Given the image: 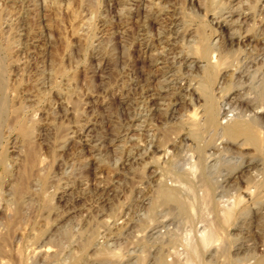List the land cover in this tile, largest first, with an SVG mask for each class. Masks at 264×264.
I'll return each mask as SVG.
<instances>
[{"label":"rangeland","instance_id":"374dc122","mask_svg":"<svg viewBox=\"0 0 264 264\" xmlns=\"http://www.w3.org/2000/svg\"><path fill=\"white\" fill-rule=\"evenodd\" d=\"M254 1L0 0V18L4 19L0 28V153L6 157L7 166L0 165V264H131L141 249L148 256L145 264H151L153 254L160 251V244L143 237L139 223H143L140 215L147 213L141 211L148 210L147 198L157 199L158 187L150 177L152 170L162 175L163 186L177 189L176 202L156 201L152 210L157 221H165L166 229L161 230L163 240H174L175 247L182 252L184 242L208 225L209 214L203 211L201 218L192 219L188 208L189 204H195L193 189L200 178L189 174L183 153H193L194 146L180 150L178 145H172L173 149L169 146L172 153L166 164L156 160L159 153H150L149 134L158 138L152 139L154 145L164 143L167 136L169 140H165L169 144L175 141L177 126L168 120L165 112L146 113L140 105L141 93L147 85H154L155 89L151 80L156 74L152 54L162 51L159 43L171 28L166 12L180 20L176 29L178 38L186 29L194 31L195 43L200 34L206 41L217 36L220 37L217 47L224 53L228 49L224 48L229 45V34H233L232 50L242 48L237 36L244 38L253 32L264 35V28L258 22L264 20V12L261 15L256 12L254 25H245L238 32L235 27L216 28L209 21H213L214 11L226 17L228 9L245 10L249 5L244 3L253 5ZM179 43L185 52L198 58L194 49L189 48L192 44ZM253 47L249 60L259 59L264 52L263 44ZM199 62L204 66V61ZM259 64L249 65L259 70ZM232 69L227 67L214 75L221 83L224 80L221 85L232 84V89L237 90L240 80L237 75L235 78L229 75ZM201 71L193 70L192 76L202 78ZM260 76L256 72L244 80L246 75L242 82L256 86L260 84ZM178 78L176 84L181 80ZM213 86L216 89L219 85ZM252 91L255 106L262 107L264 93L260 87ZM163 97L166 100L163 103L176 99ZM194 103L195 112L200 114L204 109L202 100ZM190 106L184 102L178 114H191L193 107ZM149 127L151 131L146 133ZM130 135L135 136L132 141L127 138ZM242 148L241 152L248 156L243 160L255 157L264 160L252 147ZM235 151L234 145L229 153L222 151L220 155L238 160V151ZM259 169L253 171L264 180V168ZM222 170V174L231 172L228 167ZM238 175L237 179H230L231 188L222 192L221 201L236 194L235 185L242 186L245 174ZM244 206L245 212H238L226 229L232 237L229 238L231 248L252 245L256 249L251 246V251L264 257V250L261 252L264 249V187ZM89 233L94 236H91L92 247L98 241L103 250L116 249L113 253L118 257H96L91 246H84ZM105 237H113L108 243L111 246L105 243ZM38 247H48V256L37 253ZM191 262L200 264L194 259Z\"/></svg>","mask_w":264,"mask_h":264},{"label":"bare ground","instance_id":"6f19581e","mask_svg":"<svg viewBox=\"0 0 264 264\" xmlns=\"http://www.w3.org/2000/svg\"><path fill=\"white\" fill-rule=\"evenodd\" d=\"M244 4L249 5V7L245 6L247 7V9L244 10V8H242L243 9L242 10L241 8H237L235 4L236 6L235 8L237 9H231V8L228 9L226 17H223L220 11L218 12L214 11L215 15L212 14L213 21L210 20L209 23L211 25L216 26V28L235 27L237 29V32L239 29H241L245 25L249 27L250 23L253 24L254 22V17L257 15L256 12L259 14L264 12V0H255L253 5H251L250 2L249 4L248 3H244ZM230 6H228V8ZM165 15H167V19L169 22L168 24L171 26V28L169 29L167 28L168 32L166 33V36H164L163 39H161L160 43H159V40L157 39L158 43L161 45L160 48L162 51L157 52L156 54H152L153 59H151L152 66H155L154 71L156 72V74L154 73L155 75L154 79L151 78L152 82L155 83V89H153L154 85L153 87L150 85H147L146 89H144L141 93L140 105L142 107V110L144 109V112L147 111L146 113L151 112V111L152 112L153 111L165 112L164 114L165 116H167L168 120L172 122L174 121L177 126L175 128L176 135H174L175 138H173L175 141H172V143L171 141H169L168 142L169 144H167V141H166V140H169V139H166L168 136L167 137L163 136L165 137L163 140L164 143L160 142L163 145L160 144L159 142H158L159 143L158 146L154 145V141H152V139L157 138V137H154L153 133L149 134V137H151L149 148L150 150H152V152L150 153L152 154L153 152L159 153V155L157 154L158 158L156 157L157 158L156 160H158L160 163L166 164L169 159L170 153H172L170 152L173 149L172 145L173 146L178 145L179 148L178 147L177 148L179 150L181 147H184V146L186 147L189 145L194 146L193 153L191 154L187 153L188 155H186V153L184 152L183 154H184L185 160L188 161L187 166L189 168L187 170L189 171V174L191 173L193 178L195 176L196 177L198 176L200 178L198 179V181L200 182L193 189L195 191V196L193 197L195 200V201L193 200L195 204H189V203L187 204L190 205L188 206V208L192 212L191 213L193 215L192 219H194V216L195 218L197 217L201 218V216L204 214V213L202 214L203 211H207V213L209 214V218H207L206 220L208 225L206 224V226H203V228L201 227L200 228L201 230L196 229L197 231L192 239H188L186 240V242L183 241L185 244L182 245L183 249L180 250L182 252H179V250H177L178 247L177 248L175 247L176 244L173 242L174 240L172 241L171 239L169 240L167 239L168 241L166 240L167 242H165L163 240L164 239L162 235L163 233L161 234V230L166 229L165 221H162L163 219L161 220V222H159L160 220L157 221L156 218L154 217L156 215L153 214L152 209L154 208V206L156 205L158 201L162 203L176 202L177 201V197H176L177 189L176 187L167 188L163 186V182L161 179L162 175L156 170H152L150 172L151 174L150 177L155 183V185L158 187V190L156 193L157 199L155 198L156 200L153 201L151 200V198L149 199L147 198V202L145 205L148 206V207L146 206L148 210L141 211L143 213L147 211V213L145 212L146 214L144 213V215L143 214L140 215L142 216V218H140L141 219L140 221L143 223H139L140 222L139 219L135 218L137 221H139L138 223L140 226L142 224L141 230L143 232V237L149 240L156 241L155 243L160 244V251L158 252V250L157 251L155 250L156 252H155V255L153 254L151 264H192L191 260L193 259L199 262L200 264H218V263H221V264H264V257L263 256L258 257L257 255H255L258 252L255 251L256 252L255 253L253 250L251 251L250 247L252 245H250V247H247V246L245 247L243 245L242 246L234 245L235 247L233 246L234 248L232 249L231 248L232 243L230 244L229 242L232 237L230 238V235L227 234L226 232V229L229 227L230 223L232 222V219L235 218V215L238 214V212L239 213L245 212L244 204L246 202L253 201L254 198L257 197L258 192L264 187V180L262 179V177L261 178L258 177V175L254 173L255 170L253 171V169L257 170L258 168L260 169L262 167L264 168V160L255 159L256 158L255 157L253 160L245 161V159L243 160V157L245 155L247 156V153L241 152L242 151L241 149H243L242 146H250L253 148V150L258 155L264 156V105H260L262 106L260 108H258L259 105L258 107H256L254 103V99L252 95L250 94V91H252L254 88H259V87L262 93H264V52L261 53L262 55H260L259 59L253 58L252 60H249L248 58L250 57L248 56L249 53H251L252 49L254 48L253 47L254 44L260 43L264 45V35L261 37L259 35H254L256 33L253 32V34L248 35V37L245 36L244 38H240L239 37L240 35L237 36L238 37L237 43H240L239 45L242 46V48L239 47L238 50L235 51V48L234 50H232L233 49L232 47V43H233L232 35L233 34H229L232 36V37L229 36L230 37L229 45L231 48L226 43L227 41H225L228 47H225L224 49L226 48L228 49H226L224 53H222L223 51H220L221 47L219 48L217 47V44L220 39V37L217 38V36L211 37L208 41H206L205 38L203 36L201 37V34H200L199 41L195 43L196 40L194 42L192 39V37H194L192 32L194 31L191 32V31H188V29H186L185 32L182 31L183 33H181L182 34L181 37L179 36L180 38V41H179L178 35L180 34L177 35V30H176L178 29L177 21L179 19L177 20V18L175 17V15L173 16V14L169 13L168 15L167 12ZM232 18L234 19L233 21H232ZM3 20H1L0 18V28L1 26L4 25L2 23L4 22ZM263 21L262 19H260V21L258 22L260 26L264 28ZM260 34H263V33L260 32ZM179 42L186 43L187 45L192 44L190 45L191 47L189 46V48L194 49V53L198 56V58L191 56L190 53L188 52H185L186 50L184 51L182 47L183 44ZM194 44L197 46H193ZM211 56H212L213 61L210 62ZM199 60H202V63L204 61V66H200L198 64V63L201 64ZM257 63L258 64L260 63L259 66L261 68H259V70H255L254 68L252 69L253 66L249 65V64L256 65ZM227 67L233 68L231 70L232 73L229 75H231L233 78H235V76L237 75L236 76L237 79L239 78L240 80L237 90H233L234 86L232 84L230 86L221 85L224 80L221 83L219 81L220 79L216 75H214L216 71L225 69ZM199 69H202L201 72H203V76L200 79L198 76H194V77L192 76L193 70L199 71ZM256 72H260L261 74L260 84H257L256 86L255 85H244L245 81L242 82V78H244L246 75H247V78L246 79L244 78V80L249 79V77L252 78V76H254ZM223 75H224V72H223ZM229 75L227 76L229 77ZM178 77H180L181 80L180 81L178 80L179 82L177 81V84H176L175 81L179 79ZM195 77H198L199 80L197 79L196 82L192 83L193 81L192 79H194ZM203 78L205 79L204 82H202L203 80H201ZM222 78H224V76H222ZM215 84L219 85L217 86L216 89H214V86H213ZM231 89L233 90V92L229 93L230 91H232ZM160 92L161 93L164 92V94H166L165 95L166 97L170 96L171 99L172 97L173 98L175 97L176 99H173L174 102L169 101L170 99H168L167 103H163V102H166V100L163 101L161 99L164 95H161ZM160 95H161V98H159ZM199 100H202V103H203L202 106H204L203 107L204 109L201 110L200 114L195 112L196 106L194 105L195 104L194 102L195 101L198 102ZM184 102L186 103L188 102V104L191 105L190 107H193V111L191 112L190 110L191 114L188 113L187 115L186 113L187 116H185V114L182 111H181L182 112L181 114H178V108L179 106H182ZM198 105L199 104H197V106ZM184 109L186 108L184 107ZM257 109L259 110L257 111ZM148 129L146 130V133L151 131L150 127ZM205 133H206V137H203V134L205 135ZM134 137H135L134 135L132 136L130 135L127 138L129 139V141H132ZM155 143H156V140H155ZM234 145H235L236 151H238L237 152L238 160L234 159V161H232V159H227L226 158L227 156H225V154L220 155L222 151L228 152L230 148H232V146ZM169 146H171L172 149ZM244 148L248 149L247 147H244ZM185 160L184 162H186ZM169 162L171 161L169 160ZM5 164H6V157L3 156V153H0V165H4V167L6 168L7 166ZM223 167H228L229 169H231L230 170L231 172H227V174H222ZM183 170L184 169H182V171ZM187 173L188 172L186 171V174ZM212 174L213 175L216 174V176L215 177L210 176ZM238 174H241V175L245 174L243 175L245 176V178H244L243 184L241 183L242 186L235 185V188L232 187L236 194H234L231 199L221 201L223 200L222 192L226 191L225 189L228 190V188H231L230 187L231 184L228 185L230 182V179H237L239 177ZM176 186L177 188L179 187L178 185ZM189 190H192V188H190ZM198 190L201 192L199 196L196 193V191L199 192ZM190 192L192 193V191ZM218 196H219V199H216ZM142 199L145 200L146 198H142ZM179 209H181V206ZM207 215L205 217H207ZM204 216H203V219L205 221ZM203 219H201V221H203ZM135 225H136V221H135ZM106 226H108V224ZM119 228L121 229L120 225H119ZM107 234L108 233H106V235ZM91 236L94 238V236L90 234L85 239V242H84L85 247L86 246L92 247L91 244L93 243L91 241L93 238ZM112 238L105 237L104 238L105 243L108 244L109 242H111ZM101 246L102 244L100 245V243L97 241L96 243H94V247H92V249L94 250L92 251L96 255V257L99 256V257H103L106 259L118 257L117 253H113L116 249L110 252L109 250L108 251H106L105 249L103 250ZM40 247H38L39 249H36V251L38 250L37 253H42L45 256H48L50 249L48 247L41 249ZM254 248L256 249V247ZM231 250L233 252H231ZM263 250L264 249L261 248V252ZM33 252L31 253L33 254ZM146 255H147L146 253H143V249H141L140 252L137 253L135 257V261L133 263L131 262V264H145L146 259L148 258V256ZM239 255L244 256V258L240 259L238 257ZM168 257H170V259ZM167 259L169 260L167 261ZM148 262L149 261H147V263ZM148 264H150V262Z\"/></svg>","mask_w":264,"mask_h":264}]
</instances>
